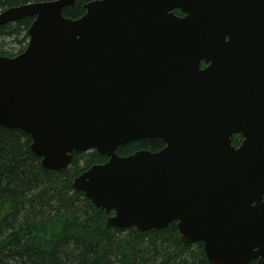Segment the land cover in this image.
Instances as JSON below:
<instances>
[{"label": "water", "instance_id": "water-1", "mask_svg": "<svg viewBox=\"0 0 264 264\" xmlns=\"http://www.w3.org/2000/svg\"><path fill=\"white\" fill-rule=\"evenodd\" d=\"M75 2L0 12L35 18L27 49L0 56V125L48 171L107 158L72 184L107 227L177 222L210 264H264V0H88L68 19ZM144 139L164 147L117 154Z\"/></svg>", "mask_w": 264, "mask_h": 264}, {"label": "trees", "instance_id": "trees-1", "mask_svg": "<svg viewBox=\"0 0 264 264\" xmlns=\"http://www.w3.org/2000/svg\"><path fill=\"white\" fill-rule=\"evenodd\" d=\"M52 1L0 0V12ZM87 1L76 0L63 15L82 18ZM34 21L27 17L0 27V38L15 45L14 52L0 46V56L14 58L26 50ZM240 142L237 136L235 146ZM31 143L22 131L0 125V264H210L202 243L180 241L176 222L145 234L107 227L106 213L72 187L76 177L107 158L97 152L73 153L69 167L48 171ZM163 147L159 139L136 140L119 147L117 154L126 157Z\"/></svg>", "mask_w": 264, "mask_h": 264}, {"label": "rangeland", "instance_id": "rangeland-1", "mask_svg": "<svg viewBox=\"0 0 264 264\" xmlns=\"http://www.w3.org/2000/svg\"><path fill=\"white\" fill-rule=\"evenodd\" d=\"M0 46H2L3 49H5L6 51H9V52H14L13 49L15 48V45L12 44V41L11 40H2L0 38ZM19 48V47H17Z\"/></svg>", "mask_w": 264, "mask_h": 264}]
</instances>
